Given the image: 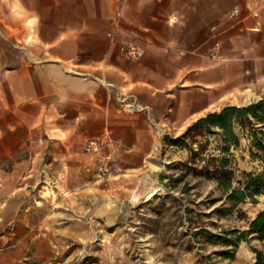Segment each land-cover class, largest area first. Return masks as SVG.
I'll use <instances>...</instances> for the list:
<instances>
[{"label":"crops","instance_id":"0c3cea01","mask_svg":"<svg viewBox=\"0 0 264 264\" xmlns=\"http://www.w3.org/2000/svg\"><path fill=\"white\" fill-rule=\"evenodd\" d=\"M216 40L221 57L207 54ZM129 43L141 54L123 52ZM249 80L264 81V0H0L8 159L44 150L76 162L101 134L117 172L135 174L158 125L179 129Z\"/></svg>","mask_w":264,"mask_h":264},{"label":"rangeland","instance_id":"374dc122","mask_svg":"<svg viewBox=\"0 0 264 264\" xmlns=\"http://www.w3.org/2000/svg\"><path fill=\"white\" fill-rule=\"evenodd\" d=\"M247 88L253 97H245ZM261 96L264 81L249 80L221 106ZM192 121L179 129L157 126L153 160L160 167L144 185L142 175L153 167L147 160L137 173L120 174L110 157L109 173L97 177L90 154L56 164L44 150L31 158L28 150L0 156V264H255L250 246L264 248V242L250 235L238 240L232 230L247 228L264 208V191L256 202L220 213L226 203L215 171L226 156L234 170L231 184L238 185L243 171L264 173V160L250 154L244 135L228 151L220 149L216 134L187 137L195 157L170 144ZM145 188L152 190L147 197ZM223 234L232 241L223 242Z\"/></svg>","mask_w":264,"mask_h":264},{"label":"trees","instance_id":"16d2710c","mask_svg":"<svg viewBox=\"0 0 264 264\" xmlns=\"http://www.w3.org/2000/svg\"><path fill=\"white\" fill-rule=\"evenodd\" d=\"M205 133L216 134L219 137L222 151H228L232 145H238L240 136L244 135L249 139L250 154L264 160V96L247 104L227 103L217 110H210L193 120L181 135L169 140V143L187 147L192 157H195L198 151L187 142L186 138ZM185 165L189 167V164L185 163ZM243 173L244 179H240L238 185H232L234 170L228 166V158L221 156L215 177L218 185L223 189L226 204L222 205L220 213H229L246 201L254 203L257 201L256 194L264 191V173L254 171H243ZM233 232L237 233L238 240L249 241L250 235L264 242V208L259 209L249 220L247 228L232 230ZM213 235L210 234L209 239L214 237ZM222 241L229 243L232 239L228 238L227 234H223ZM250 247L255 255V264H264V248L255 245Z\"/></svg>","mask_w":264,"mask_h":264},{"label":"built area","instance_id":"2783aa9c","mask_svg":"<svg viewBox=\"0 0 264 264\" xmlns=\"http://www.w3.org/2000/svg\"><path fill=\"white\" fill-rule=\"evenodd\" d=\"M220 48V42L216 40L208 48L207 54L211 57H221ZM121 49L130 57H137L141 54V50L133 43L122 46ZM106 142H110V138H103L101 134H96L87 138L84 143V151L94 157L96 163L95 175L97 177H103L110 171L111 158L103 153V146Z\"/></svg>","mask_w":264,"mask_h":264},{"label":"bare ground","instance_id":"6f19581e","mask_svg":"<svg viewBox=\"0 0 264 264\" xmlns=\"http://www.w3.org/2000/svg\"><path fill=\"white\" fill-rule=\"evenodd\" d=\"M159 144H160V141H159V140H157V141L154 143L153 152L151 153V156H152V157H149V162H150V164L153 166L154 170H156V168L160 167V162H159V161H155V160H153V155H154V153L156 152V150H157ZM158 149H159V148H158ZM158 188H159V187H158L157 185H155V187H154V191L158 190ZM151 191H152V190L147 191L146 194H145V196L147 197V195H148Z\"/></svg>","mask_w":264,"mask_h":264},{"label":"water","instance_id":"95a60500","mask_svg":"<svg viewBox=\"0 0 264 264\" xmlns=\"http://www.w3.org/2000/svg\"><path fill=\"white\" fill-rule=\"evenodd\" d=\"M155 172H156V170H154L153 167H149V168L144 172V174L142 175V184L144 185V184L146 183V181H147V178L150 177V174H151V173H152V174H155ZM147 191H150V190H146V188H145V193H144V194H146Z\"/></svg>","mask_w":264,"mask_h":264}]
</instances>
